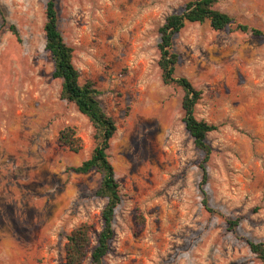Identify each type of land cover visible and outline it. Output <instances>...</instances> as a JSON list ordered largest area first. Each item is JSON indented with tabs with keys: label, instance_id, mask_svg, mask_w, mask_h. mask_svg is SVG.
Segmentation results:
<instances>
[{
	"label": "rangeland",
	"instance_id": "374dc122",
	"mask_svg": "<svg viewBox=\"0 0 264 264\" xmlns=\"http://www.w3.org/2000/svg\"><path fill=\"white\" fill-rule=\"evenodd\" d=\"M47 1L0 0V264H66L67 238L83 223L90 245L81 264H96L102 175L70 169L90 156L95 130L61 98L45 49ZM187 1L57 0L79 81L100 91L117 126L108 154L121 202L102 264H263L247 240L264 242V0L215 4L262 34L206 21L173 38L175 74L202 90L197 118L220 124L207 135L204 184L184 92L163 82L158 65L159 28ZM67 126L81 139L77 152L58 141Z\"/></svg>",
	"mask_w": 264,
	"mask_h": 264
},
{
	"label": "trees",
	"instance_id": "16d2710c",
	"mask_svg": "<svg viewBox=\"0 0 264 264\" xmlns=\"http://www.w3.org/2000/svg\"><path fill=\"white\" fill-rule=\"evenodd\" d=\"M217 0H188L182 11L168 15L165 22L159 28L160 52L158 65L161 69V77L165 84H173L180 87L184 94L182 97L183 121L186 130L192 136L195 146L204 154L202 182L207 180L204 162H207L212 153V146L207 141V135L219 129L220 124L210 123L204 119L197 118L195 106L202 97V90L195 87L186 76L175 74L178 62V53L173 48V38L188 23H204L210 21L214 30H221L235 24L236 30L251 32L255 35L263 32L245 23H236L230 14L215 8ZM46 20L44 23L45 49L51 54L54 62L53 76L61 79V98L73 102L78 110L88 117L94 127L96 145L90 156L78 166L71 167L75 173L85 174L91 170L101 173L102 180L96 190V195L106 199L102 209L103 228L98 235L97 245L92 251V261L102 264L104 256L110 248V240L114 236L113 220L115 210L121 202L119 182L115 177L113 164L109 159L108 149L110 140L113 138L117 126L115 120L109 116L102 107L98 95L100 91L90 81L83 84L79 81V71L73 62V48L69 46L63 37L58 24L57 0H48L45 9ZM9 29L19 37V31L15 25ZM58 141L77 152L81 148V139L76 136V130L67 126L59 132ZM202 203L205 209L214 213L206 198ZM230 226L237 224V220H228ZM253 253L261 259L264 264V242L247 240ZM90 245L89 225L81 224L67 238L66 264H81L88 253Z\"/></svg>",
	"mask_w": 264,
	"mask_h": 264
}]
</instances>
